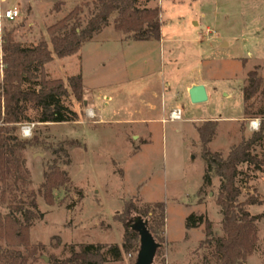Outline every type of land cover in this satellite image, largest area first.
Returning a JSON list of instances; mask_svg holds the SVG:
<instances>
[{"label": "rangeland", "instance_id": "obj_1", "mask_svg": "<svg viewBox=\"0 0 264 264\" xmlns=\"http://www.w3.org/2000/svg\"><path fill=\"white\" fill-rule=\"evenodd\" d=\"M81 3L0 0V13L13 8L20 13L14 21L0 20V81L6 33L25 47L41 40L49 44L47 28ZM95 3L88 0L80 16L82 26ZM138 6L160 9L163 40L133 41L114 31L113 14L109 26L77 54L54 57L45 65L51 80L66 84L69 77H82V100L76 101L69 89L63 99L77 121L42 124L37 122L38 113L29 110L28 120L18 126L16 135L34 145L26 148L23 158L28 190L35 193L43 214L29 230L30 245L43 249L27 264L61 262L72 249L79 252L85 245H100L104 264H135L139 237L125 241L126 223L136 215L125 214V208L143 211L144 204L154 203L164 204L165 226L162 233L155 226L151 235L158 245L152 264H215L213 244L202 243L204 224L185 229L186 218L194 214L210 222L213 236H222L217 204L220 179L211 173V185H203L205 162L197 128L217 121L212 123L217 124L215 137L206 149L223 159L255 133L248 131L254 118L245 119L242 88L247 73L255 68L264 81V0H140ZM193 83L206 84V103H190L187 88ZM263 101L259 95L250 100L252 112ZM175 109L182 111V118L170 122L168 115ZM27 127L30 133L24 137L22 130ZM59 149L68 152V165L53 153ZM253 154L264 156V140ZM54 160L67 172L70 184L54 193L50 206L40 187ZM239 170V201L250 196L261 201L247 207L261 219L255 251L241 264H264V174L247 165ZM8 212V204H0V215ZM0 247L6 249L3 241ZM112 247H118L119 259ZM17 250L27 254L23 247Z\"/></svg>", "mask_w": 264, "mask_h": 264}, {"label": "trees", "instance_id": "obj_2", "mask_svg": "<svg viewBox=\"0 0 264 264\" xmlns=\"http://www.w3.org/2000/svg\"><path fill=\"white\" fill-rule=\"evenodd\" d=\"M140 0H96L94 12L82 26L80 16L88 8V0H82L64 18L49 26L46 33L49 44L41 40L37 45L25 47L16 42L10 32L1 42L2 77L0 81V204H8L9 212L0 215V241L6 249L0 247V264H27L34 262L42 245L31 246L29 230L33 222L41 220L43 214L38 210L36 196L28 190L29 172L25 167L23 152L34 146L31 141L22 140L17 135L18 126L27 121L29 110L38 113L37 122L62 124L77 121V114L64 105L63 99L70 90L76 101H81L84 87L80 75L69 77L66 84L60 80L48 79L45 65L55 58L63 59L77 54L82 46L91 41L103 29L109 26L113 14V29L135 42L161 41L160 9L138 6ZM150 1V0H149ZM146 0V2H149ZM50 45V47H49ZM35 86V87H32ZM264 100V81L259 77L257 68L247 73L242 88L243 113L245 119L260 118V130L252 133L249 139L233 147L223 159L219 153H211L206 146L215 137L217 122H206L197 128V134L203 146L205 171L203 185H211V173L220 179V193L217 204L221 210L222 236L215 237L211 224L202 216L190 214L185 220V229L191 230L204 224V244H213L215 264H241L250 257L258 242L257 223L261 216L251 215L249 206L261 205L256 197H248L240 202L241 190L237 185L240 166H252L255 172L264 174V156L253 154L254 148L264 140V101L263 105L252 112L249 104L255 96ZM210 126V129L205 126ZM64 158L65 165L70 163L68 152L64 149L53 151ZM70 184V179L57 161L48 167L43 175L40 187L41 196L47 205L54 204V193ZM126 205H124L125 207ZM134 213L126 223L125 242L135 240L138 234L132 229L134 221L140 219L152 235L154 227L162 231L165 226V208L163 203L144 204L143 211L125 208V214ZM142 217H148L143 219ZM139 237V236H138ZM23 247V255L17 250ZM124 249L127 246H123ZM72 249V248H71ZM111 252L119 259L118 247ZM100 245H85L79 252L71 251V256L53 264H104ZM204 264H209L205 261Z\"/></svg>", "mask_w": 264, "mask_h": 264}, {"label": "water", "instance_id": "obj_3", "mask_svg": "<svg viewBox=\"0 0 264 264\" xmlns=\"http://www.w3.org/2000/svg\"><path fill=\"white\" fill-rule=\"evenodd\" d=\"M188 98L193 105L206 103L208 96L203 85H193L188 89ZM132 229L139 236L140 249L135 264H152L158 245L151 234L147 231L145 224L137 219L134 221ZM47 262V260H46Z\"/></svg>", "mask_w": 264, "mask_h": 264}, {"label": "built area", "instance_id": "obj_4", "mask_svg": "<svg viewBox=\"0 0 264 264\" xmlns=\"http://www.w3.org/2000/svg\"><path fill=\"white\" fill-rule=\"evenodd\" d=\"M19 11L15 8L8 9L4 11L3 13H0V20L1 21H14L19 18ZM182 118V111L180 109H175L171 111L168 115V119L170 122L180 121ZM30 133V128L27 127L22 130V134L24 137L28 136Z\"/></svg>", "mask_w": 264, "mask_h": 264}, {"label": "clouds", "instance_id": "obj_5", "mask_svg": "<svg viewBox=\"0 0 264 264\" xmlns=\"http://www.w3.org/2000/svg\"><path fill=\"white\" fill-rule=\"evenodd\" d=\"M261 120L260 118L253 119L249 122L248 131L249 132H258L260 130Z\"/></svg>", "mask_w": 264, "mask_h": 264}, {"label": "crops", "instance_id": "obj_6", "mask_svg": "<svg viewBox=\"0 0 264 264\" xmlns=\"http://www.w3.org/2000/svg\"><path fill=\"white\" fill-rule=\"evenodd\" d=\"M162 1V0H161ZM171 1H175V0H171ZM160 15H161V12H160ZM195 22H197V21H192V23L194 24ZM198 23V22H197ZM199 24V23H198ZM163 39L161 38V41H162ZM160 42V41H159ZM195 84H197V83H193V84H191L190 86H189V88L191 87V86H193V85H195ZM200 84V83H199ZM201 85H203L204 87H205V89H206V93H207V96H208V92H207V86H206V84H201ZM189 88H187V92H188V89ZM208 98H209V96H208ZM217 122V121H216ZM210 144V143H209Z\"/></svg>", "mask_w": 264, "mask_h": 264}]
</instances>
